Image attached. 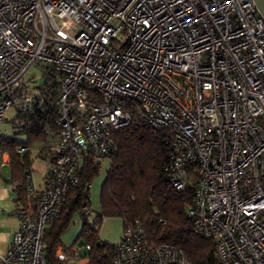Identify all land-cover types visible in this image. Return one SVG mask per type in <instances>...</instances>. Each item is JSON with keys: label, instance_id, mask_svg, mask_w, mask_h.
<instances>
[{"label": "built area", "instance_id": "2783aa9c", "mask_svg": "<svg viewBox=\"0 0 264 264\" xmlns=\"http://www.w3.org/2000/svg\"><path fill=\"white\" fill-rule=\"evenodd\" d=\"M33 63L59 77V127L43 184L25 170L32 205L19 209L0 264H47V223L83 158L113 154L112 133L132 110L168 133L164 171L175 189L196 169L186 216L213 241L217 264H264V16L254 0H0V125L10 108L32 106L35 94L21 87ZM62 251L59 260L88 264L78 247ZM113 264L190 261L150 244L138 224Z\"/></svg>", "mask_w": 264, "mask_h": 264}, {"label": "trees", "instance_id": "16d2710c", "mask_svg": "<svg viewBox=\"0 0 264 264\" xmlns=\"http://www.w3.org/2000/svg\"><path fill=\"white\" fill-rule=\"evenodd\" d=\"M40 70V83L26 82L21 87L22 91L35 94L32 106L25 112L14 111L12 118V127L25 133V137L16 139L0 135L2 149L16 160L19 174L17 191L19 198L25 199L26 206L32 203L25 188V170L31 171L30 159L26 155L34 144L39 143V152L49 154L50 159L54 150L48 144V137L59 127L56 123L59 108L54 103L60 86L59 77L53 69L41 67ZM112 137L115 150L108 157L109 167L100 189V208L93 217V223L98 225L104 217L119 216L123 232L139 224L150 244L174 246L183 252L190 264H217L213 241L192 232L186 216V208L193 198V173L197 172L196 169H189L181 189H175L169 183L164 171L169 158L168 133L153 129L132 110L131 122L114 130ZM19 146H26L27 150L19 152ZM100 161L94 156L83 158L78 183L67 190L59 215L47 223L43 234L47 264H63L55 252L61 245V234L76 212L82 218L77 238L84 241L83 256L89 259L88 264H113L116 244L101 241L97 228L88 222L89 214L83 212L84 206L90 208V180L98 173Z\"/></svg>", "mask_w": 264, "mask_h": 264}, {"label": "rangeland", "instance_id": "374dc122", "mask_svg": "<svg viewBox=\"0 0 264 264\" xmlns=\"http://www.w3.org/2000/svg\"><path fill=\"white\" fill-rule=\"evenodd\" d=\"M24 78L29 84L40 83L42 81V75L40 67L37 66L36 63H33L29 66V68L24 73ZM14 112L13 108H10L5 115L1 125H0V135L1 136H13L16 139H23L25 137V133L22 131H16L12 127V118ZM46 154L42 153L40 157H36L33 159L31 163L32 176L35 183H39L46 173L47 165H46ZM109 167V159L101 158L100 168L98 173L90 180L89 185V204L92 213L88 215V222L98 230V237L101 241L117 244L122 238L123 235V225L122 219L119 216H107L104 217L100 224L93 223V217L95 213L100 208V189L102 182L106 176L107 169ZM196 178L197 172L194 173ZM32 205V203H31ZM25 207H29L26 206ZM82 227V218L78 212L74 213L71 221L68 226L64 229L61 234V245L57 247L55 256L61 252L62 250H71L73 248L78 247L79 255H83L85 251V244L82 238H77V235ZM63 252V251H62ZM74 257V256H73ZM67 257L66 260L62 261L63 264H76L75 259ZM85 259V260H84ZM59 260V259H58ZM77 260H84L89 263V259L85 256H80Z\"/></svg>", "mask_w": 264, "mask_h": 264}, {"label": "crops", "instance_id": "0c3cea01", "mask_svg": "<svg viewBox=\"0 0 264 264\" xmlns=\"http://www.w3.org/2000/svg\"><path fill=\"white\" fill-rule=\"evenodd\" d=\"M3 144L0 143V258L5 254L9 247L14 232L19 225L18 211L21 207L25 206V199L19 198L17 191L18 183V168L16 160L7 150L2 149ZM39 143L33 145L30 152L26 155L31 169V163L34 158L40 157L42 153L39 152ZM47 170L49 168V154H46ZM48 159V160H47ZM46 170V173H47ZM33 170L31 169V172ZM37 185H42L44 177ZM83 256V255H82Z\"/></svg>", "mask_w": 264, "mask_h": 264}, {"label": "water", "instance_id": "95a60500", "mask_svg": "<svg viewBox=\"0 0 264 264\" xmlns=\"http://www.w3.org/2000/svg\"><path fill=\"white\" fill-rule=\"evenodd\" d=\"M260 14L264 16V0H254Z\"/></svg>", "mask_w": 264, "mask_h": 264}]
</instances>
